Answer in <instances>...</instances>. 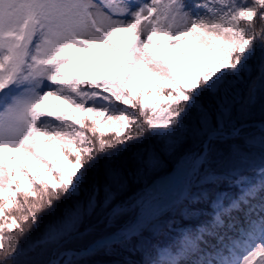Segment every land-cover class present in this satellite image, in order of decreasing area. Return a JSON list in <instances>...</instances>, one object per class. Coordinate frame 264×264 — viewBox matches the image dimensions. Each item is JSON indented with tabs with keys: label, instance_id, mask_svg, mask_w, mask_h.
<instances>
[{
	"label": "snow or ice",
	"instance_id": "6c2138e0",
	"mask_svg": "<svg viewBox=\"0 0 264 264\" xmlns=\"http://www.w3.org/2000/svg\"><path fill=\"white\" fill-rule=\"evenodd\" d=\"M122 252L264 264V0H0V264Z\"/></svg>",
	"mask_w": 264,
	"mask_h": 264
},
{
	"label": "trees",
	"instance_id": "16d2710c",
	"mask_svg": "<svg viewBox=\"0 0 264 264\" xmlns=\"http://www.w3.org/2000/svg\"><path fill=\"white\" fill-rule=\"evenodd\" d=\"M88 56L85 53L81 54V59L86 62ZM77 66V65H75ZM165 164H168V167L165 169H162L159 172L155 173H144L141 175L136 176L135 179H133V174L136 173V170L138 168H141V164L138 161L135 160H129L125 175L128 178V186L126 191L123 192V194L119 197V199H126L128 197L133 196L134 193H136L139 189L143 188L145 183L150 184L153 180L157 179L159 176L164 175L165 172L170 171L171 165L165 158L164 160ZM61 209H57V216L60 215ZM56 217L48 216L46 218V222L48 220H53ZM94 222V221H93ZM43 227L39 231H42ZM39 231L34 230L33 231V238L39 234ZM83 231V228L81 229ZM23 242V241H22ZM125 258H129L132 260L139 259V255H131L127 252H122L120 255H107L105 253H99L95 256L90 257V264H112L114 261H123Z\"/></svg>",
	"mask_w": 264,
	"mask_h": 264
},
{
	"label": "rangeland",
	"instance_id": "374dc122",
	"mask_svg": "<svg viewBox=\"0 0 264 264\" xmlns=\"http://www.w3.org/2000/svg\"><path fill=\"white\" fill-rule=\"evenodd\" d=\"M91 61H92V58L88 54V59L86 60V62L90 63ZM107 128H108V125H104L105 131H107ZM46 154L49 157V159H54L55 158V153L53 151H51V149H47V147H46ZM22 155H23V153H22Z\"/></svg>",
	"mask_w": 264,
	"mask_h": 264
}]
</instances>
